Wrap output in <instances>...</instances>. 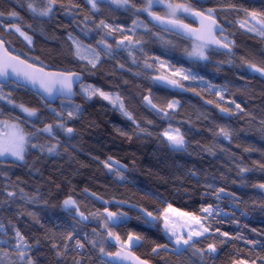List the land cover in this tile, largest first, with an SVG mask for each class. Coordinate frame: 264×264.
<instances>
[{
    "label": "trees",
    "instance_id": "16d2710c",
    "mask_svg": "<svg viewBox=\"0 0 264 264\" xmlns=\"http://www.w3.org/2000/svg\"><path fill=\"white\" fill-rule=\"evenodd\" d=\"M175 1L202 11L213 9L227 29L225 36L234 41L233 53L213 48L207 60H192L186 56L190 42L148 25L141 12L126 7L106 4L109 8L97 12L87 0H57L51 16L40 18L28 4L40 8L43 0H0V39L10 52L47 70L83 75L84 85L118 94L132 116L128 119L102 100L87 101L80 87L75 101L51 106L25 88L4 85L3 95L13 103L36 110V121L20 124L25 133H35L30 142L43 150L29 147L23 162L0 159L3 264H21L14 247L17 229L30 245L34 264H109L100 247L116 253L124 249L130 234L141 238L130 250L151 264H264V191L258 187L264 184V77L248 68V63L264 67V39L240 25L248 13H264V0ZM134 2L138 8L144 6V0ZM162 10L158 7L156 12ZM12 17L31 37V47L12 29ZM138 19L146 22L148 31L132 38L140 41L132 54L112 49L95 68L74 54L69 36L78 39V29L109 31L100 21L122 28L123 32L110 33L114 48L117 39L126 40ZM94 40H89L91 46ZM161 75L178 81L186 93L170 92L153 82ZM186 75L189 79L183 78ZM146 97L164 111L149 110ZM173 101L179 103L170 110L167 105ZM76 105L79 114L67 120L66 112ZM1 110L12 118L0 100ZM63 118L65 127L74 129L68 138L57 127ZM48 124L53 125L51 135L38 131ZM167 128L179 129L184 149L171 148L162 135ZM50 147L55 150L49 152ZM69 198L87 221L65 210ZM168 205L199 217L207 214L202 209L209 205L214 210L211 220L201 218L209 235L196 241L195 248L187 246L182 255L173 250L163 229ZM105 208L125 214L115 226L109 225L120 242L107 234ZM147 212L159 218L153 221ZM224 232L228 236L221 235ZM77 241L84 245L80 250ZM209 244H215L214 253L208 251ZM158 245L167 248L154 252Z\"/></svg>",
    "mask_w": 264,
    "mask_h": 264
},
{
    "label": "snow or ice",
    "instance_id": "6c2138e0",
    "mask_svg": "<svg viewBox=\"0 0 264 264\" xmlns=\"http://www.w3.org/2000/svg\"><path fill=\"white\" fill-rule=\"evenodd\" d=\"M87 2L91 5L93 9L98 10L97 0H87ZM105 2L109 4H115L119 7H126L128 10L133 11L134 13H147L148 16H150L153 20L158 21L162 25H165V27L171 25L176 30L186 31L190 37H194L195 41H197L192 51L189 53L190 56L195 57L197 59H208L205 49H207L208 46L211 44L221 45L224 48L230 47L229 43H224L223 40L218 39L215 35L217 30H219L222 35L223 29L217 25L216 20L214 19L213 9H209L207 14H205V12L203 11H196L187 3H176L175 0H167V2L166 0H144V6L139 8L136 6L134 0H105ZM56 3L57 0H43V6L40 8L35 7L31 2L28 4V7L33 13H36L39 16H48L53 11V7L54 5H56ZM154 7H163L165 9V15H157L153 11ZM184 14H188L192 17H199L201 22V30L190 29L188 25L181 23L179 20V16ZM0 15H2V13H0ZM10 15L15 16L16 13L13 12ZM248 15L252 17L253 20H256V23L253 24V26L248 30L255 31L259 35L264 36V18L257 19L258 16L264 17V13L258 14L256 12H251L248 13ZM205 21H210V23L207 24L206 28ZM100 24L103 27L109 29V33L124 31L122 28L119 27L113 28L111 25L105 24L104 21H100ZM136 24L137 21L134 20L133 26L135 27ZM244 26V23H241V27ZM15 31L19 32L20 35L24 36L28 43L31 44V37L27 36L24 32H22L19 27H15ZM69 39L72 41L73 45H75L76 55L82 60L88 59L87 56L81 54L80 42L71 35L69 36ZM125 39L129 40V42L131 43L130 36H125ZM224 39H226V37ZM5 43L6 42L3 39H0V50H2V54H0V100L8 99V96L3 95L4 81L7 80H13V82H15L16 80H23L27 84H30L32 87L36 88L38 90V94L43 93L49 97L53 96V94H57L59 96H63L69 101L71 100L72 96L76 94L73 91V85L78 83L80 87V94L84 95L86 99H91L92 97L99 95L103 99L108 100L114 107L120 109L123 114L128 117V119H132L131 113L125 110L123 100L118 94L113 95L104 92L99 88H95L92 85H84L81 82L80 75L77 73L45 71L44 67H37L34 64L28 63V61L26 60L20 59L19 56H12L11 53H9L7 47H5ZM101 43L105 44L106 52L110 53L111 45H108L104 40H101ZM135 43H140V41L137 40L135 41ZM120 44H123V41H120ZM87 50L93 53V58L88 59V63L92 66V68H95L97 63H99L100 53L97 52L95 49H91L90 47ZM248 68L249 70L259 73L262 77H264V67H258L256 64L248 63ZM183 78L189 79L187 75ZM192 78L195 79V77ZM170 83L175 84L176 81H171ZM221 99H223L222 96ZM8 102L13 103V101H11L10 99L8 100ZM148 103L151 104V100H148ZM178 103V101H173L169 103L167 107L169 109H172L176 105H178ZM209 103H211V101H209ZM152 106L153 108H155V105ZM18 107H20L23 112L27 113L29 117L36 116L35 109L25 107L24 105H18ZM236 108L239 109L240 105L237 104ZM80 110V106L76 105L72 110L67 111L66 115L69 119H74L77 114H79ZM161 111L164 110L161 109ZM221 111L227 112L229 110L221 109ZM57 115L63 116L64 113H58ZM0 125H3V129H0V158L11 157L15 158L16 160H24L25 152L29 147L40 148L41 150H43L42 146L32 144L30 142L29 136L35 135V133H25L24 129L18 123H9L8 121L0 120ZM58 127L63 128L69 134L73 133L74 131V129L71 127H65L63 123H60ZM4 129H6V131ZM38 131L51 135L53 132V125L48 124L44 128L38 129ZM141 131L143 130L141 129ZM220 132L225 137H229V133L226 132L223 128L220 129ZM162 135L167 138V140L171 143L173 147L182 148L184 146V137L180 134L179 129H168ZM54 150L55 147L48 148L49 152H53ZM106 166L109 168L112 167L110 163L106 164ZM241 171H247V169H241ZM117 174L120 175L119 172H117ZM121 178H123L122 175ZM258 187L264 189V184H261ZM220 191L223 192L224 190L220 189ZM9 195L14 196L15 193H9ZM64 204L69 207H76L77 211H79L78 207L76 206V201L72 200L71 198L65 200ZM213 211L214 210L212 209L211 205H209L207 208L202 209V212L207 213L209 216L212 215ZM104 212L106 213V215H103L104 227L108 229V236H114L115 241L120 242V237L111 231L109 225L111 224L115 226L119 220H122L124 218L125 214L111 212L108 211L107 208H105ZM168 213H172L175 216L181 218L186 217L187 219L184 221L183 226L191 227L192 225H194L195 228L189 230L186 234L183 231H178L177 225L169 219ZM79 214L83 219H88V217L84 216L82 212ZM146 216L151 217L153 221L159 218L154 217L151 212H147ZM163 221L164 230L169 233L171 237L175 238V247L173 250L176 252L177 255H182L188 250L185 247H181V245H185L190 248H195V242L193 241V237L203 236L206 232H209V228L205 227L202 223L201 217L191 213L180 212L178 209L172 208L171 205H168L167 209H165ZM146 222L148 221L146 220ZM0 227H2V225H0ZM217 231L219 230L217 229ZM221 235L228 236V233L224 232L221 233ZM15 237L16 243L14 247L16 249V255L18 260L21 262V264H34L29 254L30 245L27 243L25 237L18 229L15 232ZM68 239H71V236H69ZM140 239L141 238L139 236L135 234H130L128 235L127 240L123 243L127 247H132L134 244H138ZM3 243H6V241H0V244ZM76 243L78 247H84V245L80 241H77ZM91 243L95 245L96 242L91 241ZM160 247L167 248V245H158L156 248L153 249V251L156 252ZM99 251L105 256H115L117 258L123 259V257H121V252H105V248L103 246L100 247ZM196 251L199 252L201 250L197 249ZM208 251L214 253L216 251L215 244H209ZM134 259L136 261H139V264H147L146 261H140L139 257H135ZM0 264H3L2 260H0ZM237 264H247V262L239 261L237 262ZM253 264H255V261H253Z\"/></svg>",
    "mask_w": 264,
    "mask_h": 264
},
{
    "label": "rangeland",
    "instance_id": "374dc122",
    "mask_svg": "<svg viewBox=\"0 0 264 264\" xmlns=\"http://www.w3.org/2000/svg\"><path fill=\"white\" fill-rule=\"evenodd\" d=\"M166 2H167V0H166ZM176 2V1H175ZM97 3H98V10H96V9H93L92 7V9L93 10H96L97 12H102L104 9H107V8H109V6H113V7H115V8H119V9H124L125 7H119V6H117V5H115V4H109V3H106L105 2V0H97ZM176 3H183V2H181V1H177ZM89 4V3H88ZM106 4H108L109 6H107ZM90 5V4H89ZM91 6V5H90ZM191 6V5H190ZM192 8H194L193 6H191ZM163 10H162V13H161V16H164L165 15V9L163 8V7H161ZM155 10V7L153 8V11ZM155 12V11H154ZM203 12H205V14H207V12L208 11H203ZM156 13V12H155ZM157 14V13H156ZM141 15H143V16H148V14L147 13H144V12H141ZM159 15V14H158ZM39 16V15H38ZM51 16V13L48 15V16H39L40 18H42V17H50ZM13 18V20H11L12 21V29L15 31V27H19V25L16 23V17H12ZM190 17H189V15L188 14H184V15H180L179 16V20H181V21H184V22H187V20L189 19ZM214 18L215 19H217L216 18V16L214 15ZM258 19H261L259 16L257 17ZM137 21V24H136V26L134 27L133 26V23H132V26H131V28H130V30H128V32H127V35L129 34V36L131 37V43L129 42V40H122L121 38L120 39H117V40H122V41H124V44H123V46H117V45H115L114 46V48L112 47V45H111V42H113L114 40H115V38H114V36L112 35V34H110L109 33V31H103V28H101V27H95V28H93V29H87V28H85V29H78V32H79V38L77 39V38H75V39H77L79 42H80V44H81V54L82 55H84V56H87L88 57V59H92L93 58V53L91 52V51H89V50H87L89 47L91 48V49H95L97 52H99L100 53V60H99V63H97V65H99L100 64V61H101V59H102V57L103 56H107V54H109V53H107L106 52V46H105V44H102L101 43V40H104V41H106V43L108 44V45H111V50L112 49H114V51L115 52H127V53H129V54H132L133 52H134V50L135 49H137V47H138V44L137 43H135V41L132 39L134 36H138V34L139 33H141V32H143V33H141V34H147L146 32L148 31V29L146 28V25H145V23L146 22H144L143 20H140V19H138V20H136ZM253 21V18L252 17H250L249 15H246V19L244 20V22L242 21V23H244V27H241L242 28V30L245 32H248V33H250L251 35H254V36H257V37H259V38H262V39H264V36H261V35H259L257 32H255V31H249L248 29L249 28H251L252 26H253V24H251V22ZM240 25H241V23H240ZM20 28V27H19ZM22 31V30H21ZM15 33H17V35H19L20 37H22L23 39H24V41H25V43H26V45H28V46H30L31 47V45H32V42H31V44H29L28 43V41L24 38V36H22V35H20V33L19 32H16L15 31ZM226 37V39H224ZM91 39H95L94 40V46H91L90 45V43H89V40H91ZM221 40H223V42H225V43H229L230 44V47H233L234 46V41L233 40H231L228 36H222L221 37ZM31 41H32V39H31ZM71 43H72V41H71ZM115 43H117L116 41H115ZM194 45H195V43L194 44H192V46L190 47L191 48V50H190V52L192 51V49H193V47H194ZM73 50H74V54H76L75 53V45H73ZM110 50V51H111ZM211 48H207V49H205V51H206V54H207V57H208V55H209V53L211 52ZM111 53V52H110ZM188 58H190V59H195V60H198V61H201V62H203L204 60H202V59H197V58H195V57H192V56H190L189 54H187L186 55ZM76 57L78 58V60H80L83 64H88L89 66H91L89 63H88V59H84V60H82V59H80L77 55H76ZM207 60V59H206ZM97 65H96V67H97ZM250 72H252V73H255V74H259V73H256V72H254V71H251L250 70ZM86 85V84H85ZM88 85V84H87ZM79 94H80V89H79ZM81 96H83L84 98H85V96L84 95H82V94H80ZM113 95H115V94H113ZM86 99V98H85ZM8 100L9 99H4V100H1L2 101V103L4 102V104L6 105V107L8 108V110H10L11 112H12V114H11V116H12V118H10V117H8L6 114H5V111L4 110H1L0 111V120H4V121H8L9 123H18L21 127H22V125L20 124V122H24L25 123V121H26V119H28L29 121H36V116H37V114H36V116H32V117H29L28 115H27V113H25V112H23L22 111V109L20 108V107H18L15 103H9L8 102ZM87 101L88 100H102V101H104V102H106V103H108L109 105H112L108 100H105V99H103L102 97H100L99 95H97V96H94V97H92L91 99H86ZM113 106V105H112ZM64 107V106H63ZM73 107H75V106H73ZM114 107V106H113ZM176 107V106H175ZM175 107L174 108H172V109H170V110H174L175 109ZM65 109H66V111L67 110H69L68 109V107H64ZM114 108H116L117 110H119L120 111V113H122L123 114V112L120 110V109H118L117 107H114ZM3 111V112H2ZM17 113H20L21 114V117L19 116V115H17ZM14 115V116H13ZM124 115V114H123ZM17 116H19L18 118H17ZM66 117H67V115H66ZM69 118L67 117V120H68ZM66 120H64V118L61 120V122L60 123H63L64 124V122H65ZM30 122V123H31ZM59 123V124H60ZM58 124V125H59ZM58 125H57V127H58ZM0 129H3V125H0ZM58 129L68 138L69 137V134H67V132L63 129V128H60V127H58ZM168 129H173V128H167L166 130H168ZM175 129V128H174ZM5 131H6V129H4ZM169 145H171V143L169 142ZM184 147H185V144H184V146L182 147V148H176V147H173L172 145H171V148L172 149H176V150H182V149H184ZM26 153H27V151L25 152V155H26ZM1 160H12V161H14V162H23L24 160H16L15 158H11V157H9V158H0ZM263 191H264V189H263ZM77 206V205H76ZM64 208H65V210H67V211H71V212H73V213H75V216L80 220V221H87L88 219H83L81 216H80V214L78 213V212H76V210H77V208L76 207H69V206H66L65 204H64ZM164 215V214H163ZM168 217H169V219L173 222V223H175L176 225H177V229H178V231H183L185 234L189 231V230H192V229H194L195 228V226L194 225H192L191 227H189V226H183L184 225V221L187 219L186 217L185 218H181V217H178V216H175L174 214H172V213H168ZM163 229H164V227H163ZM165 231V230H164ZM166 234H167V236H168V240L169 241H171L172 242V244L174 245V247H175V244H174V239L175 238H173V237H171L170 236V234L169 233H167L166 232ZM207 235H209V232H206L203 236H199V237H193V241L194 242H196V241H198L199 239H201L202 237H205V236H207ZM139 243V242H138ZM191 243V242H190ZM137 244H134L132 247H127L126 245L124 246V249H128V250H130L131 248H133L134 246H136ZM181 247H185V248H187V246H185V245H181Z\"/></svg>",
    "mask_w": 264,
    "mask_h": 264
},
{
    "label": "water",
    "instance_id": "95a60500",
    "mask_svg": "<svg viewBox=\"0 0 264 264\" xmlns=\"http://www.w3.org/2000/svg\"><path fill=\"white\" fill-rule=\"evenodd\" d=\"M147 18H148V20H147L148 23L152 27H154L156 29L163 30V31H165V32H167L169 34L172 33V34L178 36L179 38H184L185 40H188L190 42H192V41L197 42V41H195V38L194 37H190L187 34L186 31L176 30L171 25H168L167 27H165V25H162L158 21L153 20L150 16H148ZM192 20H193V22L195 23L196 26H190L189 24H187L185 22H182V21H180V22L183 23V24H185V25H188L190 29H198V30H201L200 18L199 17H192ZM215 20H216L217 25L220 28L223 29V34L222 35H221V33H220L219 30H217L216 33H215L216 37L218 39H221V37L224 36V34H226L227 29L225 28V26H222L218 22L217 19H215ZM208 23H210V21H205V28H206V26H207ZM255 23H256V20H253L251 22V24H255ZM120 41H119L118 44L120 46H122L123 44H120ZM5 47H7V49H8V46H6V44H5ZM209 47L212 48V49L215 48L216 50H218V51H220L222 53H224V52L225 53H228V54H232L233 53V48L232 47L224 48L221 45H216V44H211V45H209ZM8 51H9V49H8ZM263 51H264V44H263ZM9 53H11L12 56H16L12 52H10V51H9ZM0 54H2V50H0ZM20 59L25 60L23 58H20ZM37 67H39V66H37ZM45 71H48V72H61V71H57V70L52 71V70H47V69H45ZM80 77H81V82L84 83V77H83V75H80ZM152 80L157 85H159L161 88L163 87V88H165L166 90H168L170 92H173L174 91V92H178V93H181V94L186 93V89H185L184 86H182L178 81H176L175 84L170 83L171 81H175V80L170 79V78H168L166 76H163V75L156 76V77H153ZM9 84H15V85H17L20 88H23V89L25 88V89L31 91L33 94H36L39 98H41L44 101V103H47V104H49L51 106L56 105L57 103H59V101H62V100L67 101V99H65L63 96H59L57 94H53V96H51V97H49V96H47L46 94H43V93L38 94V90L36 88L32 87L30 84H27L23 80H16L15 82H13V80L4 81V85H9ZM78 87H79V84L78 83L73 85V91L75 93H76ZM146 98L147 99H145L144 104H146L147 108L149 110H151V111H155L157 113H160L161 110L156 106L155 103H153L151 97H146ZM76 99H77V96L75 94V95L72 96V98H71L70 101H75ZM148 100H151V104L148 103ZM152 105H155V108H153ZM116 252H121V257H123V259L117 258L115 256H104L103 257V261L104 262H107L109 264H139V261H136L134 259L135 257H137V255L135 253H133L131 250H128V249L126 250V249L119 248ZM139 260L140 261H144L140 257H139ZM147 264H151V263H147Z\"/></svg>",
    "mask_w": 264,
    "mask_h": 264
},
{
    "label": "flooded vegetation",
    "instance_id": "af4514ba",
    "mask_svg": "<svg viewBox=\"0 0 264 264\" xmlns=\"http://www.w3.org/2000/svg\"><path fill=\"white\" fill-rule=\"evenodd\" d=\"M157 8H158V7H155V10H154L155 12H156ZM194 9H195L196 11H202V9H196V8H194ZM156 13H157V12H156ZM157 15H158V13H157ZM159 15L161 16L160 13H159ZM147 17H148V16H144V18L146 19L147 24L150 25V24L148 23V21H147V20H148ZM189 17H190V18H189V19L187 20V22H185V23L189 24L190 26H196L195 23H194L193 20H192V17H191L190 15H189ZM180 21H181V20H180ZM182 22H184V21H182ZM158 30H159V29H158ZM175 36H176V35H175ZM177 37H178V36H177ZM178 38H179V37H178ZM183 39H184V38H183ZM184 40H185V39H184ZM119 41H120V40H116V42H117L116 45H117V46H120V45L118 44ZM121 41H122V40H121ZM186 41H188V40H186ZM188 42H190V41H188ZM190 43H191V46H192V44L197 43V42L192 41V42H190ZM123 44H124V41H123ZM122 46H123V45H122ZM208 47H209V46H208ZM209 48H210V47H209ZM211 49H212V48H211Z\"/></svg>",
    "mask_w": 264,
    "mask_h": 264
},
{
    "label": "built area",
    "instance_id": "2783aa9c",
    "mask_svg": "<svg viewBox=\"0 0 264 264\" xmlns=\"http://www.w3.org/2000/svg\"><path fill=\"white\" fill-rule=\"evenodd\" d=\"M217 212H218V211L214 212V214H216ZM211 217H212V215L209 216L208 214H203L201 218H202L203 220H211ZM77 247H78V246H77ZM77 249L80 250L81 248L78 247Z\"/></svg>",
    "mask_w": 264,
    "mask_h": 264
}]
</instances>
